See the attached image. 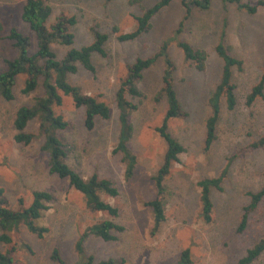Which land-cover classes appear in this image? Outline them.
Masks as SVG:
<instances>
[{"label": "rangeland", "instance_id": "rangeland-1", "mask_svg": "<svg viewBox=\"0 0 264 264\" xmlns=\"http://www.w3.org/2000/svg\"><path fill=\"white\" fill-rule=\"evenodd\" d=\"M24 1L0 0V71L6 68V60L17 54L9 38L12 28L29 37L30 53L37 48L35 34L21 19ZM45 1L52 8L48 24L61 12L76 17L77 22L71 28L74 47L90 44L94 31L108 34L104 44L106 56L92 55L95 71L78 66L68 78L84 93L108 104L110 117L96 118L94 126L88 129L84 124V108L75 106L69 96L63 95L61 105L54 107L68 122L66 128L57 131L68 150V164L85 178L97 173L111 180L119 191L117 196L103 194L102 198L118 208L114 221L124 230L115 232L117 239L112 241L89 236L84 242L85 252L96 260L123 257L125 264H175L180 252L189 248L190 264H239L247 249L264 237V199L248 214L245 227L238 230L243 209L249 202L246 193L256 192L264 185V146L241 152L244 146L264 136V97L252 106L245 104L246 94L264 71V8L248 15L233 4L226 5L225 11L221 0H213L209 10L194 13L181 38L206 51L202 71L184 60L175 41L169 43L168 51L176 68L174 88L187 115L170 119L168 130L185 151L179 161L172 163L163 182L165 220L152 234L153 217L146 202L156 195L153 177L163 163L166 150L164 140L155 129L161 124L166 109L164 96L158 95L164 68L162 58L144 70L138 83L142 96L132 99L138 108L130 116L134 133L129 146L137 156V163L130 178L124 176L121 156L114 152L119 128L115 92L125 75L126 65L137 57L152 56L162 40L171 35L183 15L180 0H173L153 16L147 32L124 42L116 39L112 28L116 26L119 32L131 31L136 25L134 16L157 0ZM225 16V45L231 55L243 61L242 69L233 68L232 72L237 105L229 111L222 98L216 138L205 147V123L210 115L208 98L219 82L223 65L214 47ZM52 49L62 58L67 47L53 44ZM24 79V75L16 78L13 99L0 96V186L12 209H17L19 198L28 206L34 190L50 192L53 200L39 220L48 228L43 237L21 227V236L30 251L19 250L16 259L27 264H55L50 253L57 246L66 264H74L78 233L109 215L89 211L83 195L67 179L49 172L41 137L28 144L15 141L13 120L17 108L32 104L43 93L41 79L34 91L22 93ZM37 127L38 122L34 120L27 130L37 132ZM224 169L227 170L221 189L211 190L214 210L212 220L206 223L200 213L197 182L218 176ZM3 249L0 242V250ZM250 264H264V253Z\"/></svg>", "mask_w": 264, "mask_h": 264}, {"label": "trees", "instance_id": "trees-1", "mask_svg": "<svg viewBox=\"0 0 264 264\" xmlns=\"http://www.w3.org/2000/svg\"><path fill=\"white\" fill-rule=\"evenodd\" d=\"M173 0H157L151 6L145 8L141 14L135 15L136 25L134 29L127 32H119L114 26L112 32L116 34L118 41H130L149 30L151 19L161 9L168 6ZM213 0H180L183 8V15L171 35L165 37L158 51L152 56L137 57L133 62L126 65L124 77L120 80L115 92V106L118 116V134L115 153H119L124 164V176L130 178L137 156L131 150L129 141L134 133V125L130 120L131 114L136 111L138 104L132 100L140 98L142 92L138 83L143 77V72L150 67L158 58H162L163 72L161 76V87L158 95H162L166 101L165 114L162 122L155 129L166 144L163 163L153 177L156 195L152 200L146 202L152 212L153 226L151 233L159 229L160 224L165 220L164 214V185L165 177L168 175L173 162L179 161V156L185 151V147L168 130V121L173 118H184L187 112L183 109L178 100L174 88L175 64L169 54L168 47L171 41H175L180 48L184 60L197 70L202 71L206 64V51L194 47L191 43L181 38L185 27L190 22L195 12H205L210 9ZM226 11V5L233 4L237 10L244 11L248 15H254L260 8H264V0L242 1V0H221ZM52 14L51 6L45 0H25L21 8V19L29 29L33 31L36 38L37 48L30 53V39L15 28L9 33V38L16 48V56L6 60V68L0 71V96L5 100L14 97L13 88L16 78L24 75L22 93L29 94L34 91L41 79L43 88L42 95L36 97L32 104L21 105L17 108L13 120L16 130L14 139L17 142L28 144L41 137L43 139L41 149L48 156V170L60 178L67 179L69 185L80 192L85 200L86 208L91 212H103L109 215L84 227L78 233L74 244L77 261L74 264H125L123 257H108L96 260L92 254H87L84 249V242L89 236L100 238L104 241L116 240L115 232L124 230L122 225L114 221L118 216V208L102 198L103 194L110 197L117 196L118 188L107 178L92 173L89 177H83L73 169L67 162L68 150L57 131L66 128L68 122L63 116L57 114L54 107L61 105L62 96H69L75 106L83 107L85 112L84 124L91 129L96 118L107 119L110 117V108L104 101L98 100L95 96L86 94L81 87L72 84L68 76L77 71L78 66L89 72L95 71L92 55L97 53L106 56L104 44L108 34L94 31L93 41L90 44L79 48L73 46L74 34L71 30L77 20L74 15L59 13L54 21L48 24ZM227 18H223L218 41L214 47L216 54L222 59L223 65L219 82L208 98L210 115L206 120L205 147H208L216 138V124L220 116L221 100L224 98L227 110L232 111L237 105L235 84L232 82L233 68L242 69L243 61L230 54V49L225 45ZM53 44L67 47L62 58H58L52 49ZM264 97V71L258 81L251 87L245 96V104L252 106L259 98ZM38 122L37 132L27 130L32 121ZM264 146V136L244 146L241 150H253ZM227 169L215 177H205L197 182L199 188V201L201 205L202 219L209 223L212 220L214 205L211 199L212 189H221V182ZM248 204L243 209L239 224L241 231L247 221L248 214L254 211L258 204L264 199V185L256 192L248 191ZM53 196L45 190H34L32 201L25 206L23 199H18L17 209L9 206L8 198L4 189L0 186V242L4 249L0 250V264H27L16 259L19 250L30 251V246L21 236L20 229L25 227L30 233L41 238L48 231V228L41 225L39 220L49 209ZM264 253V237L259 239L253 246L247 249L246 254L239 260V264H250ZM50 259L55 264H66L62 258L59 248L53 247ZM190 251L185 248L180 252L179 259L175 264H190Z\"/></svg>", "mask_w": 264, "mask_h": 264}]
</instances>
